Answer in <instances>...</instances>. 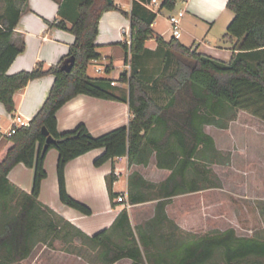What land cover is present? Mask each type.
Masks as SVG:
<instances>
[{"label": "trees", "instance_id": "1", "mask_svg": "<svg viewBox=\"0 0 264 264\" xmlns=\"http://www.w3.org/2000/svg\"><path fill=\"white\" fill-rule=\"evenodd\" d=\"M176 1L161 0L160 9L173 10ZM26 2L0 0V102L13 113L14 94L30 80L53 74L55 81L30 126L5 136L0 148V264H23L20 260L29 257L36 245L51 244L57 238L63 240L66 251H83L79 248L83 244L75 240L82 232L61 225L52 210H43L40 205L42 183L48 176L45 159L52 148L59 153L60 200L85 214H91L92 209L72 197L66 187V166L74 158L104 148L94 160L96 166L128 155L130 165H148L154 158L158 168L170 170L160 182L150 181L139 172L129 177V201L157 200L153 217L133 226L129 210L123 208L111 227L83 240L92 244L90 248L98 252L103 264L123 259H129L128 264H211L217 254L225 264H264L263 238L238 235L230 228L221 234L174 243L166 230V222H171L166 209L173 198L201 189L202 180L197 176L203 175L205 167L199 162V152L202 145L213 148L215 143L205 126L238 108L264 117V0H228L234 17L225 36L237 39L229 62L198 52L174 37L167 42L159 36L158 49L149 50L146 42L154 35L157 13L133 0L130 12L122 10L131 19L132 42L123 43L125 63L130 68L120 74V80L129 83L132 118L128 125L100 136L93 135L84 123L60 131L57 113L79 94L117 99L110 90L112 80L90 76L88 67L101 56L96 42L100 19L105 11L118 6L109 0H64L57 25L75 35L68 55L48 70L39 64L33 70L10 74L9 68L24 50L23 45L14 43L13 35ZM72 56L75 63L71 71H64L62 65ZM151 57L163 60L162 69L155 73L143 65ZM174 60L176 67L171 71ZM111 68L108 65V72ZM43 127L54 138L47 148ZM20 163L34 169L30 193L8 177ZM190 171L196 177L190 179ZM114 181L112 172L107 179L112 200L119 196L113 191ZM10 213L12 216L7 217Z\"/></svg>", "mask_w": 264, "mask_h": 264}, {"label": "crops", "instance_id": "2", "mask_svg": "<svg viewBox=\"0 0 264 264\" xmlns=\"http://www.w3.org/2000/svg\"><path fill=\"white\" fill-rule=\"evenodd\" d=\"M63 1L27 0L13 35L14 43L19 46L23 45L24 50L9 68L10 74L33 70L39 64L43 65L44 70H48L59 64L68 55L75 41V35L70 30L57 25L59 8ZM137 1L144 6L151 2ZM114 3L119 9H111L103 13L96 42L99 45L98 51L101 53L98 61L112 66L111 71H107L108 75L101 77H108L112 81H116L110 90L117 96V99H105L87 94L75 96L58 110L57 118L60 131L72 130L78 124L84 123L93 135L100 136L122 125H128L132 118L129 104V83L120 80L121 72L128 69L123 50V43L128 38V34L123 33V29L131 30L130 16L122 10L131 11V0H114ZM227 3L228 0H177L175 8L171 10L173 13L168 16L162 13L161 18L157 15L152 25L154 35L147 40L146 46L149 50L158 49L157 38L159 36L169 42L173 35L168 17L183 11V34L179 41L188 47L197 49L198 52L229 62L235 52L234 47L237 39L226 37L223 33L234 17V12L228 8ZM67 26L70 27L71 22L67 21ZM214 28H220V30L214 31ZM117 55H120L118 59ZM91 63L94 64V67L96 66L93 60ZM54 81L53 74L30 80L14 94L15 110L13 113L8 112L0 102V148L5 141V131L12 125L13 116L21 114L32 119L44 104ZM103 152L104 148L92 149L71 160L65 171L68 193L76 200L88 205L92 209L91 214L82 213L61 202L57 174L58 150L50 149L45 159L48 176L42 183L39 196L40 205L43 210H52L60 218L61 225H66L74 232L79 230L82 232L75 239L79 245L84 244L83 240L87 237L111 227L123 209L122 204L116 199L112 200L110 196L107 179L112 172L115 176L113 191L119 195L128 194L129 177L135 172L141 173L150 181H154L158 171L163 172L162 180L170 173L168 169L158 168L152 160L148 165L136 163L130 165L128 155L117 156L101 166H96L94 160ZM8 177L22 190L28 193L32 191L33 168L20 163L10 171ZM153 203H156V200L133 204L129 212L134 225L145 221L141 210ZM42 244L44 245V243L36 245L31 255L20 262L23 264H48L50 260L40 259L39 255L34 258L32 256ZM87 251L92 252L90 248ZM62 258V264H88L86 261H82V255L77 252L66 251ZM129 262V259H123L113 264H128ZM99 264L103 263L99 261Z\"/></svg>", "mask_w": 264, "mask_h": 264}, {"label": "rangeland", "instance_id": "3", "mask_svg": "<svg viewBox=\"0 0 264 264\" xmlns=\"http://www.w3.org/2000/svg\"><path fill=\"white\" fill-rule=\"evenodd\" d=\"M162 13L168 16L173 12L165 8L159 17ZM219 30L214 28V31ZM226 32L223 31L224 34ZM100 51L104 54L103 50ZM116 57L118 59L120 55ZM143 65L150 73L157 72L162 69L163 60L151 57L143 61ZM175 67L174 60L171 71ZM88 73L94 77L108 75L107 72H96L92 63ZM205 130L214 137L215 143L213 148L202 145L199 152V162L205 167L203 175L197 176L202 180L201 189L173 198L166 209L171 219V222H166V230L172 235L174 243L188 237L221 234L230 228L235 229L238 235L264 239V117L238 108L206 125ZM152 161L154 164L155 159L152 158ZM162 174L156 172L153 182H160ZM188 176L191 179L196 174L190 171ZM141 211L144 220L153 217L155 203ZM5 216L2 219L4 223ZM10 216L11 213L7 215ZM91 246L86 242L79 247L83 250L79 253L82 261L99 264L98 252L95 253ZM89 248L92 252L87 251ZM64 252L63 240L57 238L51 244L40 245L32 256L39 255L40 259L50 260L48 264H62ZM211 264L225 262L217 254Z\"/></svg>", "mask_w": 264, "mask_h": 264}, {"label": "built area", "instance_id": "4", "mask_svg": "<svg viewBox=\"0 0 264 264\" xmlns=\"http://www.w3.org/2000/svg\"><path fill=\"white\" fill-rule=\"evenodd\" d=\"M132 2L131 0V8H132ZM146 6L157 13V15L161 14V0H151L150 3L146 4ZM184 12L181 11L179 14H172L168 17L169 24H170V30L174 38L180 39L182 37L183 31H182V16ZM123 33L128 34V38L125 39V42L128 43L129 45L132 42V35H131V30H126L125 28L123 29ZM95 62V70L98 73H103L108 71V65L107 64H102L98 61V59H93ZM128 68H130V64L128 63ZM112 85L116 84V81L113 80ZM12 125L5 131L4 135L5 136H11L17 132V130L21 127L25 126H30L31 118H27L22 116L21 114H17L13 116L12 119ZM116 201L121 203L123 208L128 209L129 211L133 207V204L129 201L128 199V194H120L119 196L116 197Z\"/></svg>", "mask_w": 264, "mask_h": 264}, {"label": "water", "instance_id": "5", "mask_svg": "<svg viewBox=\"0 0 264 264\" xmlns=\"http://www.w3.org/2000/svg\"><path fill=\"white\" fill-rule=\"evenodd\" d=\"M109 1L110 2H114V0H109ZM74 63H75V57L72 56V57L68 58L66 60V62L62 65V69L64 71L69 72V71H71ZM42 131L47 136L46 144H45V148H47L50 143H53L54 142V138L51 135H49V131L47 130L46 127H43Z\"/></svg>", "mask_w": 264, "mask_h": 264}]
</instances>
